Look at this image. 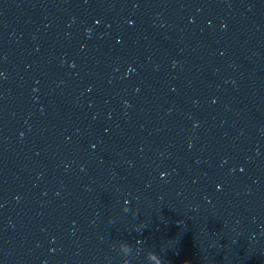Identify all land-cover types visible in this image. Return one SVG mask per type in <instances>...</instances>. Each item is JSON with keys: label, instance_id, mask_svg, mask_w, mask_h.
<instances>
[{"label": "water", "instance_id": "95a60500", "mask_svg": "<svg viewBox=\"0 0 264 264\" xmlns=\"http://www.w3.org/2000/svg\"><path fill=\"white\" fill-rule=\"evenodd\" d=\"M0 256L264 264V0H0Z\"/></svg>", "mask_w": 264, "mask_h": 264}]
</instances>
